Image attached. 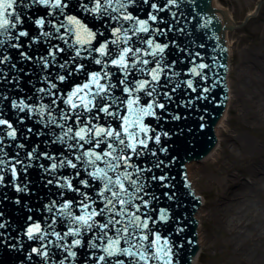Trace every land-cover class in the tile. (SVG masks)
Instances as JSON below:
<instances>
[{
    "label": "water",
    "instance_id": "1",
    "mask_svg": "<svg viewBox=\"0 0 264 264\" xmlns=\"http://www.w3.org/2000/svg\"><path fill=\"white\" fill-rule=\"evenodd\" d=\"M85 3L89 9L94 6V0L79 2L70 0L69 8L64 10L65 14L54 15L56 10L50 7L32 3V0H23L22 3L21 0H16L15 14L20 15L23 24H18L16 29H12V35L28 31L29 36L9 40L0 30V41H3L0 43V119L8 120L17 133L16 137L12 138L8 136L11 129L7 125H0V160L6 161L0 166V176H3V181L0 182V264H99L94 257L105 255L103 246L107 244V240H96L101 233L95 227L92 231L83 230L80 223L73 222L67 217L68 210L75 215H84L86 211H90L91 207L95 206L92 205V200H96L100 207L103 205L97 199L96 180L91 181V187L80 183L83 179H89L88 172L93 169L75 157L82 156L83 151L90 146L85 144V149L70 148V145L77 142L85 143L78 138L74 140L73 136L83 124H88L89 117L96 109L93 108L92 113L82 106L73 110L66 100L78 85L82 86L91 81L90 73L93 71H101L102 74L104 71H110L114 77L111 81L113 84H117L116 78L125 79V74L111 64L103 69L101 64L95 63V59L103 62L114 58L116 46L109 44L108 57L102 56L99 52H90L89 46L78 44L73 32L69 31L74 26L66 19L67 14L76 15L93 31L103 33L108 41L119 38L121 48L133 46L142 49L138 54L133 53L130 59H147L150 64H138L136 69H130L132 74L127 77L128 81L141 79L151 81L150 75L138 69L154 68L156 62L161 60L160 56L153 58L152 47L140 43L138 37L143 40L154 39L155 42L169 45L163 57L164 74L156 89L158 94L171 93V99L161 96L166 110H159L161 115L159 121L148 118L146 123H151L158 132L163 130L169 133L167 137L162 136L163 146L169 151L158 152V156L165 161L163 172L172 179L161 184L148 180L144 185L148 191L145 198L151 199L152 195L157 197L152 201L153 208L147 211L153 216L154 223L151 226L172 246L174 264H193L199 251L197 230L201 228L196 214L203 205L201 198L192 189L187 165L204 160L218 142L214 129L222 118L229 100L227 86L229 54L225 30L240 29L250 17L246 19L244 16L243 21L236 24L231 21L225 7L220 5L212 7V0H178V6L166 5V0H148V3L137 0L136 4L128 5V11L140 19H148L151 34L128 33L125 37L121 33L117 37L111 33L116 22L107 16L101 17L85 10L82 7ZM152 3H159L163 10L152 9L150 6ZM260 6L261 4L257 6L255 15ZM150 13L157 15L158 20L152 21ZM41 17L46 21L53 20V24L46 23L45 27L41 28L35 23ZM60 22H63L65 27L56 32L53 25L58 26ZM123 23L125 28L130 26L127 22ZM157 28L161 31L157 32ZM45 32H51L52 35L45 36L43 35ZM66 32L68 35L60 39L59 37ZM124 39H129V44H124ZM65 40H68V43H65ZM13 43L21 44L22 47L14 48L11 46ZM95 43L93 41V44ZM56 46L63 48L64 51L60 52ZM78 49L81 50L79 57L76 56ZM51 51H55L56 55H49ZM23 52H27L32 59L28 60L22 56ZM145 52L148 55H145ZM5 56L9 57L7 61L4 60ZM44 60L48 61L47 66ZM79 64H84L87 71L79 69ZM200 64L208 67L200 69L198 67ZM192 68H197L201 76L192 73L190 71ZM60 75H66L67 79L59 80ZM203 76H206V79H202ZM188 80L193 81L192 87H188L186 83ZM100 83L108 84L109 81L105 79ZM53 84L56 85L55 88L52 87ZM123 87L124 85H118L113 90L116 96H127L121 91ZM41 88L45 91H39ZM96 91L95 85H91V93H88L85 99H91ZM111 94L110 92L108 95ZM13 101L17 104L23 101L30 107L20 111L13 107ZM75 102L80 104L78 99ZM100 102V97H96L94 103ZM41 104L48 106L43 115L39 111ZM65 114L72 119L66 120ZM175 115H179L180 119H173ZM78 116L83 120V124L76 122ZM97 124L115 126L103 113L99 114L98 119H93L89 127ZM68 128H72L73 132L69 133ZM150 147L157 150L159 148L155 143L150 144ZM29 153L33 155L29 156ZM167 157H171L176 163L169 164ZM67 159H71L78 167L73 169L67 164ZM133 159L145 168L152 167L156 160L151 155H147V158ZM17 160L22 163L17 164ZM62 160L65 161L64 167L59 166ZM54 163L57 164L56 169L51 167ZM12 164L16 165L15 176L10 170ZM100 166L104 167L103 163ZM86 167L88 171L84 170ZM153 172L161 174V170L155 168ZM69 181L75 188H79L80 192L88 193V197L68 188ZM165 183H171L174 187L169 189L164 186ZM16 185L21 189L27 187L28 191H18ZM68 200H73L74 203L70 209L65 210L63 205ZM81 201L89 204V209H84ZM161 210H167L165 220H160ZM106 221L105 216L101 222ZM36 224L40 225V231L34 232L33 238H29L27 230ZM74 228H82V235L79 237L72 235L69 230ZM56 232L60 233L59 238L54 234ZM44 233L47 235H43ZM108 235L114 236L115 229ZM40 236H43V239L38 238ZM78 238L83 240L82 245L77 246L73 243ZM152 238L154 239V236ZM94 240L102 247L91 248ZM133 243L147 245L148 242L143 241L137 234L133 237ZM161 243L163 244V240ZM121 246L128 247V244L122 241ZM33 248L40 249V252H33ZM69 249L77 252V256L72 257ZM45 251L48 253L47 257L43 255ZM150 251L155 253L154 245ZM111 259L112 264H115L116 258ZM120 259H124L126 264H133L127 257L121 256ZM149 261L150 264H163V261L152 256L149 257ZM139 264L149 262L140 261Z\"/></svg>",
    "mask_w": 264,
    "mask_h": 264
},
{
    "label": "snow or ice",
    "instance_id": "2",
    "mask_svg": "<svg viewBox=\"0 0 264 264\" xmlns=\"http://www.w3.org/2000/svg\"><path fill=\"white\" fill-rule=\"evenodd\" d=\"M23 0H21V3ZM70 0H32V3H38L45 6L46 8H51L56 10L54 15H63L64 10L69 8ZM79 2V0H77ZM144 3H148V0H143ZM137 0H94V6L90 9L88 4H82L85 10L90 11L93 14L99 15L101 17H109L111 21H115V25L111 29L113 36L123 33L127 37L128 33H150V24L148 19H140L138 16H134L130 11H128L129 4H136ZM16 0H0V30L9 40H19L20 37H28V31H20L18 35H12V29H16L18 24H23L19 14L16 13V8L14 5ZM166 5H177L178 0H166ZM151 8L156 11H161L162 6L159 3H152ZM15 14V15H10ZM152 21H157L158 17L155 14H149ZM175 17V13H173ZM66 19L69 23L74 26L70 28L69 31L73 32L78 44L88 45L90 52H99L102 56L108 57L110 55L109 44L116 46V54L114 58L104 60L95 59L96 64H101L103 69H106L108 64L115 66L118 70L125 74V79H117V84L111 83L114 79L110 71H93L90 73L91 81L85 83L84 85H78L67 98L66 103L71 106V109H76L78 107H83L89 113H92V109L95 108L96 112L92 113L89 117L88 124H83V120L78 116L76 117V122L83 124L79 131L75 132L73 139L79 141H84L85 143H79L70 145L72 149H85V144L90 147L83 151V155H77L76 160L82 161L88 167L93 170L88 172L89 179H83L80 181L86 187H91V181L94 179L97 181L98 196L97 199L103 205L100 207L96 203V200H92V205L90 211H86L84 215H75L72 211H67V217L71 218L73 222H78L82 225L83 230L92 231L95 227L97 231L101 233L100 236L96 237V240L106 239L107 244L103 246V252L105 255H100L94 257L99 264H112V259L115 257V264H126L124 259H120L121 256L127 257L128 260L132 261L133 264H139L140 261L149 262V257L152 256L156 260L163 261V264H174V253L172 246L169 244L168 240L160 235V233L151 226L154 223L153 216L147 210L153 208L152 201L156 200L157 197L152 195L151 199H146L148 196V191L145 189L144 185L148 180L155 182L156 184H161L164 182H170L172 179L169 175L163 172V166L165 161L160 159L158 152L168 153L169 149L163 146L162 136L167 137L168 132L163 130L157 131L156 128L152 126L151 123H146V119L155 118L157 121L161 119L159 110H166L165 102L161 99V96L166 97L168 100L171 99V93H157L156 85L160 84L161 76L164 74V67H162L163 57L165 56L166 50L169 48L168 44H161L155 42L154 39L143 40L138 37L140 43H146L148 46L152 47L153 51L151 55L153 58L160 56L161 60L156 62L154 68H140L139 71L147 73L151 76V81L147 79H141L138 81H128L127 77L132 73L130 69H136L138 64L149 65L150 61L147 59L143 60H133L130 56L133 53H139L142 51L140 48H134L133 46H128L121 48L120 39H113L108 41L103 33H98L93 31L87 24H85L76 15L67 14ZM127 22L130 26L125 28L124 23ZM37 25L41 28L45 27L47 24H53V20L49 19L46 21L44 17H41L35 21ZM55 31L59 32L61 28L65 27L63 22H60L58 26L53 25ZM160 32V29H156ZM45 36H51V32L43 33ZM68 33H64L60 39H64V36ZM103 39V42L101 40ZM93 41L96 43L93 44ZM68 43V40L64 41ZM3 43V41H0ZM124 44H129V39L123 40ZM99 47H96V45ZM14 48H21V44L13 43L11 45ZM60 52H63V48L56 46ZM74 47V45H73ZM26 59L31 60L32 57L28 55L27 52L21 53ZM49 55L55 56L56 52L51 51ZM81 55V50L76 51V56ZM145 55H148L145 52ZM199 55V53H197ZM9 57L5 56L4 60L7 61ZM43 59V58H41ZM44 64L47 66L48 61L44 60ZM64 67V65H61ZM166 67H171V65H166ZM200 69L207 68L205 64H200L198 66ZM78 68L84 71V64H79ZM197 76H201V73L197 71V68H192L190 70ZM179 75V73H176ZM59 80L65 81L67 79L66 75H60ZM107 79L108 84L100 83L101 80ZM202 79H206L203 76ZM188 87L193 86V81L188 80ZM91 85H95L96 92L92 94L91 99H85L88 93H91ZM118 85H124L121 88L123 93L127 96L119 97L115 95L113 91ZM179 85H177L178 87ZM53 88L56 87L55 84L52 85ZM88 90L86 93L85 90ZM195 90V89H193ZM39 91L44 92L43 88ZM175 91V89H173ZM207 91V89H204ZM111 95H108L109 93ZM143 93V95H141ZM96 97H100V103H94ZM79 100L78 105L75 100ZM111 101L110 103H105L104 101ZM54 103V101H53ZM13 107L18 108L20 111H24L30 106L23 101L17 104L13 101ZM47 105L41 104L39 111L43 115ZM103 113L104 116L109 117L115 126L111 124L105 126L97 124L94 127H89L93 119H98L99 114ZM126 113V114H125ZM64 118L72 119L66 114ZM173 119H180L179 115L173 116ZM0 125H7L11 131L8 132V136L15 138L16 129L12 124L6 119H0ZM68 132H73L72 128H68ZM67 135V133L65 134ZM155 143L159 146L158 150L150 147V144ZM23 147V145H21ZM96 149H99L97 151ZM7 155V153H5ZM29 153V156H32ZM47 155V153H45ZM147 155H151L156 158L152 167H141L140 164L136 163L133 159H139L140 157L147 158ZM87 158L86 160L84 158ZM51 159V157H49ZM169 164L176 163L171 157H167ZM67 164L73 169H76L78 165L74 163L71 159L66 160ZM6 163L5 160H0V166ZM17 164L22 163L17 160ZM103 163L104 167L100 164ZM65 161L60 162V167H64ZM52 169L57 168V164H52ZM153 168L161 170V174H155ZM10 170L12 174L16 175V165H10ZM88 171L86 167L84 169ZM148 174V175H146ZM79 175V172H77ZM185 178L187 174L185 173ZM3 181V176H0V182ZM52 183V181H49ZM165 187L171 189L174 187L171 183H165ZM190 187V185H189ZM18 191H28L27 187L21 189L19 185H16ZM68 188L72 189L73 192H80L79 188H75L71 181L68 182ZM82 196L88 197V193L80 192ZM174 195V194H173ZM73 200H68L65 202L63 207L65 210L70 209L73 205ZM84 209H89L90 205L80 202ZM51 211V208H49ZM166 211H160V220L166 219ZM107 217L106 222H101L104 217ZM117 217H123V219H118ZM99 218V219H98ZM120 225L121 227H116ZM115 229V235L109 236L108 233ZM40 231V225L36 224L33 227L28 228L27 236L33 238L34 232ZM74 236L82 235V228H74L69 230ZM58 238L60 233H54ZM139 237L148 242L147 245L133 243V237ZM43 235H47L44 233ZM154 236V239L152 238ZM43 239V236L38 237ZM163 240V244L161 241ZM128 244V247H122L121 242ZM73 243L77 246L82 245V239H75ZM155 246V253H151L150 248ZM91 248L99 249L101 244L96 243L94 240L90 245ZM33 252H40V249L33 248ZM69 254L72 257L77 256V252L71 251L69 249ZM45 257L48 256L47 251L43 252Z\"/></svg>",
    "mask_w": 264,
    "mask_h": 264
},
{
    "label": "bare ground",
    "instance_id": "3",
    "mask_svg": "<svg viewBox=\"0 0 264 264\" xmlns=\"http://www.w3.org/2000/svg\"><path fill=\"white\" fill-rule=\"evenodd\" d=\"M213 5H219L217 0H212V7ZM225 10L234 22L232 14L226 8ZM253 14V11L248 13V17H252ZM263 69L264 65L261 61L249 57L243 58L235 97V107L239 109L241 115H249L253 112L256 122H264V84L260 83L261 79H264ZM228 106L229 101L225 113L214 129L218 142L212 152L199 164L210 163L211 166H219L226 154L228 160L235 164L238 160L258 151L256 143L230 134ZM235 110L236 108L233 111ZM221 136L224 138L221 139ZM193 167L192 164L187 165L188 177L191 181L196 173ZM251 176L252 182L243 184L240 182V174L231 173L224 182L226 192L218 196L210 217V220L215 222L216 230L227 233V242L232 245V253L237 264H264V159H261L258 166L251 170ZM237 185L238 189L235 190L234 187ZM201 213L200 208L196 214L198 221ZM210 213L209 211L208 215ZM197 232L199 251L193 264L199 263L202 252L209 249L212 244V238L205 236L201 228ZM254 239L256 242L251 246L250 241Z\"/></svg>",
    "mask_w": 264,
    "mask_h": 264
},
{
    "label": "rangeland",
    "instance_id": "4",
    "mask_svg": "<svg viewBox=\"0 0 264 264\" xmlns=\"http://www.w3.org/2000/svg\"><path fill=\"white\" fill-rule=\"evenodd\" d=\"M217 3L232 14L236 24H240L244 16L247 18L248 13L254 12L256 7L261 4L256 16H253L240 29L228 31L227 33L230 95L228 129L231 135L256 143L258 151L238 160L235 164L228 160V154L223 156L219 166H211L210 163H192L194 166L193 171L196 173L191 182L197 194L202 196L204 204L199 218L201 231L205 236L212 238L210 248L202 252L198 264H237L232 253V245L227 242V233L219 229L216 230L214 227L215 222L210 220V217H212L218 196L220 197L221 193L226 192L225 179L231 173H234L240 174L241 183L252 182L251 170L258 166L261 159H264V122L254 121L253 112H250L249 115H241L239 109L237 110V107H235L242 59L245 57L257 59L264 65V0H217ZM260 83L264 84V79H261ZM234 108H236L235 111H233ZM222 138L224 137L221 136ZM223 145H225V142H223ZM261 165H263L262 162ZM234 189L237 190L238 185ZM209 211L211 212L210 215H208ZM255 240L250 241L251 246L255 244Z\"/></svg>",
    "mask_w": 264,
    "mask_h": 264
}]
</instances>
